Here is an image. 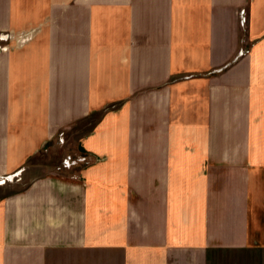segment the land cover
Masks as SVG:
<instances>
[{"label": "crops", "instance_id": "crops-1", "mask_svg": "<svg viewBox=\"0 0 264 264\" xmlns=\"http://www.w3.org/2000/svg\"><path fill=\"white\" fill-rule=\"evenodd\" d=\"M0 32V264L264 252V0H0Z\"/></svg>", "mask_w": 264, "mask_h": 264}, {"label": "rangeland", "instance_id": "rangeland-1", "mask_svg": "<svg viewBox=\"0 0 264 264\" xmlns=\"http://www.w3.org/2000/svg\"><path fill=\"white\" fill-rule=\"evenodd\" d=\"M2 33H10V32H0V34ZM6 41H7V45L9 46L10 39H7ZM0 50L2 49L0 48ZM62 140L65 141V139H62V136H61V139L59 140L60 141L59 144L64 143V141ZM66 145L67 143L63 147H65ZM68 147L69 149H72V148L75 149L72 142L68 143ZM70 155L71 154H69L68 156H65V158L62 159L61 164L58 167L59 169L71 167V164L70 165L66 164V160L69 162L70 160L74 158V157H69ZM83 161H86V158L83 159ZM210 264H264V252L260 250H254V249L247 250L244 252L243 251L241 252L218 251L216 254L213 255L210 261Z\"/></svg>", "mask_w": 264, "mask_h": 264}, {"label": "built area", "instance_id": "built-area-1", "mask_svg": "<svg viewBox=\"0 0 264 264\" xmlns=\"http://www.w3.org/2000/svg\"><path fill=\"white\" fill-rule=\"evenodd\" d=\"M11 34L10 33H2L0 34V48L2 50H7L9 46L7 45V39H10Z\"/></svg>", "mask_w": 264, "mask_h": 264}]
</instances>
